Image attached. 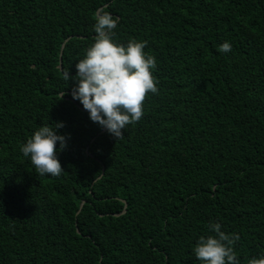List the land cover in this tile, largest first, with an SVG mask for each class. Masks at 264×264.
I'll use <instances>...</instances> for the list:
<instances>
[{"label": "trees", "instance_id": "1", "mask_svg": "<svg viewBox=\"0 0 264 264\" xmlns=\"http://www.w3.org/2000/svg\"><path fill=\"white\" fill-rule=\"evenodd\" d=\"M98 10L157 60L120 139L65 76ZM57 122L64 172L39 176L21 145ZM215 222L240 264L264 254V0H0V264H201Z\"/></svg>", "mask_w": 264, "mask_h": 264}, {"label": "clouds", "instance_id": "2", "mask_svg": "<svg viewBox=\"0 0 264 264\" xmlns=\"http://www.w3.org/2000/svg\"><path fill=\"white\" fill-rule=\"evenodd\" d=\"M94 18V42L76 63L75 77L70 72L65 76L76 82L72 96L81 102L90 119L120 139L128 125L142 119L146 96L159 91L153 75L157 60L145 52L147 41L132 39L125 45L114 40L119 20L111 12L98 10ZM218 50L230 52L231 42H223ZM63 127V122L54 127L41 125L21 145V152L30 158L39 176L55 177L64 172L59 156L68 138L59 132ZM209 233L201 235L194 247L201 264H240L234 247L239 234L223 231L219 222L210 224ZM248 264H264V254L250 259Z\"/></svg>", "mask_w": 264, "mask_h": 264}, {"label": "water", "instance_id": "3", "mask_svg": "<svg viewBox=\"0 0 264 264\" xmlns=\"http://www.w3.org/2000/svg\"><path fill=\"white\" fill-rule=\"evenodd\" d=\"M64 48H65V44L63 45L62 52H61V56L63 55ZM61 62H62V59H61ZM61 67H62V66H61ZM104 131H106V130H104ZM87 151H88V149H87ZM82 208H83V205H82V207H81V210H82Z\"/></svg>", "mask_w": 264, "mask_h": 264}]
</instances>
